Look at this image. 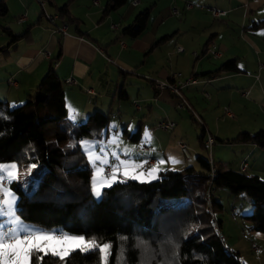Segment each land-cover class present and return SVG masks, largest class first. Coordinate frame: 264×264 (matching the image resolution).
Here are the masks:
<instances>
[{
	"label": "crops",
	"instance_id": "crops-1",
	"mask_svg": "<svg viewBox=\"0 0 264 264\" xmlns=\"http://www.w3.org/2000/svg\"><path fill=\"white\" fill-rule=\"evenodd\" d=\"M2 1L6 13L0 16V46L9 40L3 28L21 35L0 53V99L19 104L52 66L62 80L65 118L72 125L93 111L109 118V111L115 108L113 117L126 116L128 102L141 112L133 121L128 113L126 123L131 120L135 128L128 133L124 122L121 134L137 141L142 124L147 125L146 142L133 149L138 165L145 167L148 158L153 163L146 166L151 167L166 151L159 132L153 130L155 123H176L172 109H183L176 108L172 93L154 86V79L168 80L176 70L181 78H195L181 91L192 111L189 118L198 123V117L199 130L203 127V135L212 138L211 157L214 150L222 165L223 156L218 151L232 143L239 150L247 149L246 154L256 152L258 146L252 142L227 139L241 131L264 128V22L254 25L264 19V0H126L104 15L107 0H72L68 6L72 19L57 11L66 0H41L45 12L57 13L55 25L66 24L65 35L45 18L39 0ZM144 8H149L144 30L135 37L119 34ZM210 8L225 13L213 15ZM177 45L183 50L178 51ZM229 59H234L235 69L215 72ZM204 101H209L208 108H204ZM70 110L75 120L69 118ZM103 128L106 137L108 131L106 126ZM96 132L85 138L97 140ZM177 141L185 144L177 137L175 146ZM80 143L82 138L78 140L79 148ZM179 153L182 158L190 157ZM242 163L245 165L240 169ZM235 164L237 168L232 169L245 171L248 166L243 159ZM254 164L249 173L259 177L256 169L261 165ZM145 177L150 176L146 173Z\"/></svg>",
	"mask_w": 264,
	"mask_h": 264
},
{
	"label": "trees",
	"instance_id": "trees-1",
	"mask_svg": "<svg viewBox=\"0 0 264 264\" xmlns=\"http://www.w3.org/2000/svg\"><path fill=\"white\" fill-rule=\"evenodd\" d=\"M71 1L66 0L57 8L60 16L72 19L68 9ZM125 2L107 0L102 15ZM5 13L6 6L0 0V16ZM148 15L149 8L140 10L119 34L137 36L146 27ZM262 22L264 19L254 25ZM3 31L9 40L0 46V53L21 35L8 28ZM235 68L234 59H229L215 72ZM63 93L61 78L49 66L23 102L12 105L0 99V162L14 160L17 166L28 165L29 174L32 169L35 172L29 182H7L17 198V215L22 220L35 223L42 230L108 243L106 264H242L236 251L225 247L207 225H201L200 211L206 203L209 209L220 206L210 196L212 187H224L234 194L244 192L251 204L249 213L242 215L249 221L248 229L264 231L263 178L214 163L210 176L206 158L196 155L200 170L188 165L159 170L156 178L146 181L127 177L103 187L101 197L93 199L90 169L79 166L83 152L78 140L105 127L108 116L93 111L72 125L65 118ZM203 130L200 127L196 136L202 147ZM133 135L134 132L129 136ZM227 140L264 147V128L241 131ZM166 199L184 201L162 206L161 201ZM41 255L33 253L34 264H42ZM43 264H100L99 250L75 251L66 261L49 253Z\"/></svg>",
	"mask_w": 264,
	"mask_h": 264
},
{
	"label": "rangeland",
	"instance_id": "rangeland-1",
	"mask_svg": "<svg viewBox=\"0 0 264 264\" xmlns=\"http://www.w3.org/2000/svg\"><path fill=\"white\" fill-rule=\"evenodd\" d=\"M175 72H178L175 70ZM188 77V76H186ZM186 77H182L185 79ZM4 100V99H2ZM23 100V99H22ZM20 101L23 102V101ZM208 108L209 101H204ZM126 112L131 114V120L133 121L134 116H140L141 112H138L133 109L130 102L126 103ZM115 109V108H114ZM112 108L109 112V118L106 124L107 128V136H103L104 128L100 129L96 132L98 136L97 140L95 138H82V143H80V148L83 149V160L79 162V166L87 165L90 169V191L93 199H97V197L93 194V177H96L97 183H104L105 185L111 184L110 179H108L112 174V167L114 165L119 164L120 161H129L130 166L128 167V171L136 175L143 174L141 179H136L140 181L151 180V177H145V174L149 172L148 169L153 167H157L159 170L169 168V169H179L184 166L191 165L194 170H200L198 166L195 156L196 153L202 157H207V149L199 146L198 141L196 140V135L199 133V124L196 121H193L189 118V110L186 108L175 110L172 109V112L175 114V125L171 129L162 130L159 128H153V130L159 132V140L163 146H165V152L163 155H159L157 157V162L154 166H145V167H135L139 160L138 156H136L134 147L138 148L142 142H146V128L144 123L142 124L141 136L137 141H132L126 137V135L121 134V128L126 125L128 129V133L133 130L135 127L131 123V120L126 123L128 113L126 116L121 117H113ZM200 110V109H198ZM198 110L196 111L198 113ZM142 111V110H141ZM143 112V111H142ZM69 121V120H68ZM70 122V121H69ZM114 131V132H113ZM177 137H181L182 140L188 147L189 158H182L181 154L178 151L177 146H175V139ZM87 141L89 145H95L96 147L92 149L93 159L96 155H102L104 159L108 161L107 164H101V161L96 160L95 163L93 159H90L89 150L83 146V142ZM232 143V142H230ZM103 147L105 152L100 153V148ZM186 147V148H187ZM223 156V163L220 165L217 162L216 155L214 154V150H212V158L213 163L216 166H220L222 168H237L236 162L240 159L245 160L248 163V166L245 168V172H252L251 165L253 163L255 167L257 165H261V168L256 169L259 177L264 178V148L256 149V152L251 154H246L247 149L239 150L234 143L231 145L221 146L220 151ZM115 153V155H113ZM160 161H164V163H160ZM16 162L14 160L3 161L0 162L2 165H9ZM139 163H137L138 165ZM131 165H134L133 167ZM108 167L106 171L105 168ZM30 167L28 165L17 166V178L21 183L29 182L32 176L35 174L32 169L29 174ZM99 169V171H98ZM148 170V171H147ZM125 168L120 169V174L118 175V180H122L125 178L123 172ZM135 172V173H134ZM254 172V171H253ZM157 177V173L155 174ZM130 177V176H129ZM151 178V179H150ZM4 188L10 189L8 186V180L5 179ZM205 185V184H204ZM11 190V189H10ZM12 191V190H11ZM13 192V191H12ZM207 192V186L205 187V193ZM210 196L212 200L219 203L220 206L214 205L212 209H209L207 203L205 207L200 211L201 225H207L211 232H214L220 238L222 244L237 252V260L239 262H247L249 264H264V232L249 230L248 225L249 221L242 217V215L249 213L251 204L249 197L244 192L231 193L224 187H212L210 190ZM2 199V197L0 198ZM184 200L181 199L180 202H175L171 199H166L161 201L162 206L168 205H177L178 203H182ZM156 202H159L157 200ZM158 204V203H157ZM22 220V219H21ZM26 226H29L34 229H38L39 227L32 222L22 220ZM218 221V223H216ZM42 230V229H41ZM44 230V229H43ZM46 232H50L45 230ZM75 236H81L78 234H71ZM105 243H101L103 245ZM108 244V243H107ZM255 248V249H253ZM108 252V249H107ZM99 259L100 264H106L107 254H103L99 251Z\"/></svg>",
	"mask_w": 264,
	"mask_h": 264
},
{
	"label": "snow or ice",
	"instance_id": "snow-or-ice-1",
	"mask_svg": "<svg viewBox=\"0 0 264 264\" xmlns=\"http://www.w3.org/2000/svg\"><path fill=\"white\" fill-rule=\"evenodd\" d=\"M69 118L75 120L76 117L70 110ZM147 137V132L145 133ZM83 146L89 150L90 159H93L92 149L95 145H89L87 141L83 142ZM105 149L100 148V153H104ZM115 155V153H113ZM101 161V164H107L108 161L102 155H96L93 159ZM164 163V161H160ZM130 166L129 161H120L119 164L112 167V174L108 178L111 183L122 182L118 181L120 169L123 167L125 171L123 175L131 179H141L143 174H133L127 169ZM142 165H135L141 167ZM99 171V169H98ZM158 171L157 167L149 169L148 175L151 178H156L155 174ZM17 178V165L15 163L9 165L0 164V264H34L33 253H42L39 257L43 264L44 256L49 253L52 256L58 257L60 261H66L68 257L75 251L89 252L99 250L103 254H107V249L110 245L107 243L100 245L93 239H86L84 236H75L67 233L56 234L55 232H46L39 229H34L26 226L17 215V198L15 194L3 186L5 179L10 183L11 180ZM111 184L97 183L96 177H93V194L99 198L102 195V188Z\"/></svg>",
	"mask_w": 264,
	"mask_h": 264
},
{
	"label": "built area",
	"instance_id": "built-area-1",
	"mask_svg": "<svg viewBox=\"0 0 264 264\" xmlns=\"http://www.w3.org/2000/svg\"><path fill=\"white\" fill-rule=\"evenodd\" d=\"M136 0H134L135 2ZM40 4H41V7H42V10H43V13H44V16L45 18L50 21L51 23L54 24V20L55 18L57 17V13H54V14H48L47 12H45L44 8H43V1L39 0ZM186 6H190L189 3L186 4ZM210 12L211 14L213 15H220V14H224L225 11L223 10H219V9H215V8H210ZM19 21L21 20V18L18 19ZM55 25V24H54ZM55 30L57 32H59L60 34L62 35H65L66 34V24H61V25H55ZM176 49L178 51H182L183 50V47L180 46V45H177L176 46ZM45 54H48V51H44ZM68 82L71 81L70 78H67L66 79ZM195 81V78L193 76H188L186 77L185 79H182L180 77V74L179 72H175V71H172L171 74H170V78L168 80H161V79H154V86L157 88V89H165L167 91H169L170 93L173 94L174 98H175V105H176V108H187L190 112L191 109H190V105L188 104L187 100L185 99V97L183 96L182 94V88L187 85V84H190L192 82ZM196 120L198 121V123L200 124V120L198 119V117H196ZM174 123L172 121H168V120H159L155 123V127L156 128H159V129H162V130H167V129H171L173 127ZM204 129V128H203ZM212 143V138L207 135V134H204L203 135V144L205 146V149H207V157H206V161L208 163V166H209V175L211 176L212 175V171H213V160H212V157H211V154H210V145ZM177 147L179 149V151L185 156V157H188L189 154H188V151H187V148L185 146V144L181 141H177ZM153 163V160L152 159H146L143 163L144 166L146 165H149V164H152ZM244 163L241 164L240 166V169H243L244 168ZM3 185H4V181H3ZM2 197V195H0V198ZM45 231V230H43ZM47 231H50V232H55L56 234H61V232L57 231V230H47ZM255 249V248H253Z\"/></svg>",
	"mask_w": 264,
	"mask_h": 264
}]
</instances>
